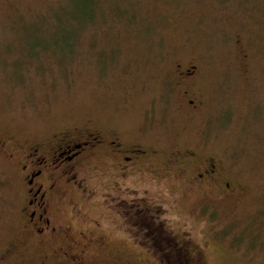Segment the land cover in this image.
<instances>
[{
  "label": "rangeland",
  "instance_id": "rangeland-1",
  "mask_svg": "<svg viewBox=\"0 0 264 264\" xmlns=\"http://www.w3.org/2000/svg\"><path fill=\"white\" fill-rule=\"evenodd\" d=\"M263 42L264 0H0V264L49 253L21 233V151L93 126L165 164L153 183L75 196L77 216L64 197L60 220L88 244L83 264H264ZM192 65L194 77L179 74ZM189 150L221 162L233 195L176 172V153ZM142 199L176 232L167 243L177 251L136 235L140 215L107 210Z\"/></svg>",
  "mask_w": 264,
  "mask_h": 264
},
{
  "label": "flooded vegetation",
  "instance_id": "flooded-vegetation-1",
  "mask_svg": "<svg viewBox=\"0 0 264 264\" xmlns=\"http://www.w3.org/2000/svg\"><path fill=\"white\" fill-rule=\"evenodd\" d=\"M262 49L260 62L264 64V42ZM244 57L247 58L248 55ZM189 68L191 69L185 68L179 74L185 78L194 77L195 65ZM187 92L189 94L188 89L184 93ZM188 103L193 104L194 100L189 99ZM74 131V136L63 132L54 135L52 140L45 143L28 145L21 151L16 163L17 174L24 186V198L20 207L21 233L26 237L27 242L41 248L45 246L49 250V253L40 257L42 264L49 257L60 264V257L63 256L79 264L86 263L85 249L88 244L78 243L72 236L75 230L71 223L60 220L65 205L63 199L68 193L74 198L68 202L69 204L67 203V206L71 214L77 216L83 212L75 196L82 194L92 197L96 195L98 188L106 185L119 191L128 183L143 184L144 178H148L150 183H153L152 179L158 177L162 165L165 164V161L159 164L153 159L155 150L143 147L139 143L126 144L118 133L105 134L95 126L75 127ZM176 154L180 159L176 172L183 175L191 186L199 189L206 186L217 189L218 195L221 196L233 195L234 189L223 172H220L221 162L217 158L197 156L192 150ZM15 155L18 154L13 151L10 152L9 157L13 158ZM115 202L119 204L108 206L109 212H118L121 216L123 213L132 217L141 216L137 220L140 224L139 228L134 230L136 235L146 234L149 237L160 235L165 245L167 244L171 249L167 250L168 252L177 251L167 243L168 237H175L173 232H176L161 225L162 222L158 220L160 210L155 204L149 205L145 199H142L131 205L124 203L126 208L120 209L122 202L116 200ZM208 207L209 203L204 201L197 211L205 215ZM209 219L213 220L212 217ZM91 223L93 229L100 226L98 221L92 220ZM170 231H172L171 235ZM224 231L225 228L222 229L221 234ZM97 233L102 235L101 230ZM78 234L83 235V231L78 230L79 237ZM185 244L186 242L183 247L186 250ZM158 249L161 253L162 249Z\"/></svg>",
  "mask_w": 264,
  "mask_h": 264
},
{
  "label": "trees",
  "instance_id": "trees-1",
  "mask_svg": "<svg viewBox=\"0 0 264 264\" xmlns=\"http://www.w3.org/2000/svg\"><path fill=\"white\" fill-rule=\"evenodd\" d=\"M175 258V257H174ZM174 258H172V260H174Z\"/></svg>",
  "mask_w": 264,
  "mask_h": 264
}]
</instances>
